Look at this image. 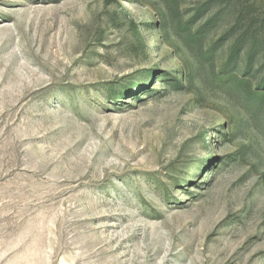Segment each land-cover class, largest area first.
<instances>
[{"label":"rangeland","instance_id":"obj_1","mask_svg":"<svg viewBox=\"0 0 264 264\" xmlns=\"http://www.w3.org/2000/svg\"><path fill=\"white\" fill-rule=\"evenodd\" d=\"M255 29L264 0H0V264H264Z\"/></svg>","mask_w":264,"mask_h":264},{"label":"trees","instance_id":"obj_2","mask_svg":"<svg viewBox=\"0 0 264 264\" xmlns=\"http://www.w3.org/2000/svg\"><path fill=\"white\" fill-rule=\"evenodd\" d=\"M204 8L199 9V13H202ZM247 39L245 40L244 36L240 37L237 41H235L234 45L231 47L229 52L228 60L229 65L232 63L233 59L237 57L240 53L245 55L247 64L250 66L256 63H260L262 67H264V42H262L260 38V33L258 30H251L248 33L247 31ZM247 47V48H246ZM219 79L217 76H215ZM264 83V79H263ZM264 85V84H263ZM103 89H107L108 93H111V89L103 87Z\"/></svg>","mask_w":264,"mask_h":264}]
</instances>
